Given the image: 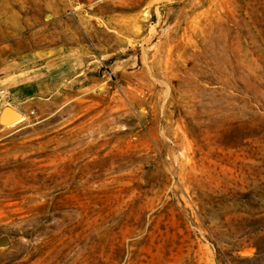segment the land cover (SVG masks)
<instances>
[{"label":"rangeland","instance_id":"rangeland-1","mask_svg":"<svg viewBox=\"0 0 264 264\" xmlns=\"http://www.w3.org/2000/svg\"><path fill=\"white\" fill-rule=\"evenodd\" d=\"M39 48L74 75L0 117V264H264V0H0V70Z\"/></svg>","mask_w":264,"mask_h":264},{"label":"crops","instance_id":"crops-1","mask_svg":"<svg viewBox=\"0 0 264 264\" xmlns=\"http://www.w3.org/2000/svg\"><path fill=\"white\" fill-rule=\"evenodd\" d=\"M81 55L83 51H81ZM23 65H11L0 70V111L4 105L17 110L20 115L30 112L38 98L56 92L74 75V57L66 48L43 53L41 48L33 63L23 70Z\"/></svg>","mask_w":264,"mask_h":264},{"label":"water","instance_id":"water-1","mask_svg":"<svg viewBox=\"0 0 264 264\" xmlns=\"http://www.w3.org/2000/svg\"><path fill=\"white\" fill-rule=\"evenodd\" d=\"M20 113L11 108L10 106L8 105H4L2 108H1V111H0V117L2 118L3 121L5 122H9L15 118H18L20 117ZM8 236L6 234H0V246H4V245H7L8 244Z\"/></svg>","mask_w":264,"mask_h":264},{"label":"built area","instance_id":"built-area-1","mask_svg":"<svg viewBox=\"0 0 264 264\" xmlns=\"http://www.w3.org/2000/svg\"><path fill=\"white\" fill-rule=\"evenodd\" d=\"M5 93V90L3 88H0V95H3Z\"/></svg>","mask_w":264,"mask_h":264}]
</instances>
